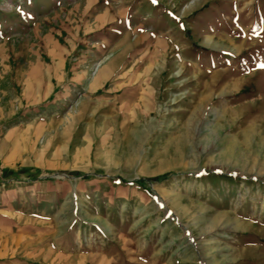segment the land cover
<instances>
[{
  "label": "rangeland",
  "instance_id": "374dc122",
  "mask_svg": "<svg viewBox=\"0 0 264 264\" xmlns=\"http://www.w3.org/2000/svg\"><path fill=\"white\" fill-rule=\"evenodd\" d=\"M0 168V264H264V0H0Z\"/></svg>",
  "mask_w": 264,
  "mask_h": 264
},
{
  "label": "built area",
  "instance_id": "2783aa9c",
  "mask_svg": "<svg viewBox=\"0 0 264 264\" xmlns=\"http://www.w3.org/2000/svg\"><path fill=\"white\" fill-rule=\"evenodd\" d=\"M0 174H1V168H0Z\"/></svg>",
  "mask_w": 264,
  "mask_h": 264
},
{
  "label": "snow or ice",
  "instance_id": "6c2138e0",
  "mask_svg": "<svg viewBox=\"0 0 264 264\" xmlns=\"http://www.w3.org/2000/svg\"><path fill=\"white\" fill-rule=\"evenodd\" d=\"M153 2H155V0H153Z\"/></svg>",
  "mask_w": 264,
  "mask_h": 264
},
{
  "label": "bare ground",
  "instance_id": "6f19581e",
  "mask_svg": "<svg viewBox=\"0 0 264 264\" xmlns=\"http://www.w3.org/2000/svg\"><path fill=\"white\" fill-rule=\"evenodd\" d=\"M110 63V62H109ZM111 64V63H110ZM104 69V68H103Z\"/></svg>",
  "mask_w": 264,
  "mask_h": 264
},
{
  "label": "crops",
  "instance_id": "0c3cea01",
  "mask_svg": "<svg viewBox=\"0 0 264 264\" xmlns=\"http://www.w3.org/2000/svg\"><path fill=\"white\" fill-rule=\"evenodd\" d=\"M101 77V75H99Z\"/></svg>",
  "mask_w": 264,
  "mask_h": 264
}]
</instances>
